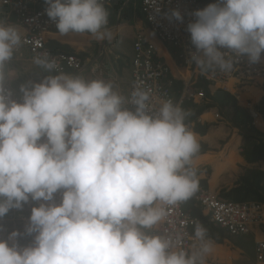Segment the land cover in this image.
<instances>
[{"label":"clouds","instance_id":"9594fccd","mask_svg":"<svg viewBox=\"0 0 264 264\" xmlns=\"http://www.w3.org/2000/svg\"><path fill=\"white\" fill-rule=\"evenodd\" d=\"M44 3L57 29L49 32L113 39L106 10L111 0L105 6L102 0ZM139 5L143 14L140 0ZM0 8L26 33L12 11ZM172 15L183 21L178 11ZM193 15L196 19L187 25L195 48L193 62L184 60L171 43L159 41L144 21L158 42L170 46L181 67L204 71L202 84L218 88L204 75L215 68L230 71L232 55L247 57L252 64L261 60L264 0H216ZM25 33L21 36L17 27L0 23V264H204L212 247L202 225L194 231L200 246L191 253L152 230L164 220L167 206L195 201L199 189L195 158L201 145L193 125L185 122L183 107L209 101L206 91L192 81L174 89L175 80L154 45L138 36L134 44L140 39L144 46H153L155 61L167 69L163 84L170 83L172 100H162L158 111L150 114L148 92L137 89L128 100L134 84L133 47L126 101L111 83L64 74L82 69L80 56L52 51L46 40L53 54L76 56L80 68L56 73L55 61L46 54L33 60L21 43ZM20 47L50 75L22 85V101L13 91L17 102L5 94L3 69ZM185 85L202 91L204 97L180 102ZM127 103L135 106L134 111ZM251 113L256 112H250L253 125H258V116L264 122L260 112L255 120ZM12 209H22L23 214L4 217ZM21 217H29L28 224L18 230ZM21 234H27L31 244L19 241Z\"/></svg>","mask_w":264,"mask_h":264},{"label":"crops","instance_id":"0c3cea01","mask_svg":"<svg viewBox=\"0 0 264 264\" xmlns=\"http://www.w3.org/2000/svg\"><path fill=\"white\" fill-rule=\"evenodd\" d=\"M106 10L109 13L107 29L113 34L111 40H96L87 33L60 36L57 31H52L45 34L46 43L52 51L76 54L82 60V69L63 73L86 81L102 80L111 83L113 91L127 101L131 82L129 61L133 44L138 36L152 43L156 55L168 67L169 76L175 80L174 89L177 90L186 81H192L199 89L206 91L209 99L188 106V113L192 112L190 108L193 112L191 117L185 118V122L193 125V132L197 134L201 145V153L195 158L201 182L199 187L213 192L219 198L238 202L245 198L243 191L248 187L249 190L257 191L260 198L253 196L245 199L261 202L264 199V161H256L258 158H254L251 150L253 151L254 142L264 143V122L258 116V125H253L250 112L264 111V87L257 81L234 79L218 88L206 86L199 82L204 71L198 67H193L192 70L181 67L175 61L170 46L168 45V52L165 44L158 42L148 31L139 0H111ZM0 23L17 27L21 36L25 33L23 27L3 8H0ZM170 64L177 70L186 72L188 77H182L183 71L174 74ZM3 71L5 85L16 92L21 101L22 85L39 82L50 75L48 70L31 60L23 47L14 51L13 58L6 62ZM31 74L34 80L30 78ZM249 82L251 85L243 84ZM241 84L243 85L240 86ZM241 132L248 133L249 138L244 140ZM183 209L187 210L184 206ZM196 210H200L206 217L205 221H200L194 212L190 216L195 217L197 224L207 230L206 239L211 241L212 247L211 252L204 257V264H264V258L257 261L255 256V242L264 241V225L245 237H231L209 222V216L203 208L198 207ZM22 214V209H12L4 217ZM158 226L159 224L152 230L153 234ZM194 231L195 227L191 231L193 245L189 253L200 246V241L194 238Z\"/></svg>","mask_w":264,"mask_h":264},{"label":"built area","instance_id":"2783aa9c","mask_svg":"<svg viewBox=\"0 0 264 264\" xmlns=\"http://www.w3.org/2000/svg\"><path fill=\"white\" fill-rule=\"evenodd\" d=\"M140 2L146 23L158 40L171 43L184 60L191 61V54L195 48L191 44L187 25L194 22L196 18L193 14L197 10H202L209 4L216 3V0H140ZM102 3L105 6L106 0H102ZM0 6L12 11L17 20L24 25L26 33L22 37L21 43L28 48L33 60L37 56L46 54L50 60L55 61L56 66L53 71L56 73H61L66 68L74 70L80 68L81 63L76 56L63 53L53 54L45 45V33L57 29L55 22L46 15L47 5L44 0H0ZM174 11H178L183 17L182 22L174 18L172 15ZM142 42L138 39L133 46L132 76L134 84L128 100L131 99L133 91L137 89L148 92L149 101L147 103L151 106L150 114H152L158 111L162 100L171 99L168 91L170 83L163 84L167 69L155 61L153 46L147 44L145 47ZM231 58L234 62L230 71H221L219 68L210 69L204 75L205 80L217 83L219 86L225 85V82L230 79L257 81L264 86V54H262L261 60L255 64L249 63L247 57L236 58L232 55ZM4 88L6 95H10L11 99L20 102L16 93L6 86ZM203 97L202 91L196 92L189 85H185L180 102L185 99L193 101L194 98ZM155 99H159V101H155ZM127 106L134 111V105L127 103ZM251 114L255 120L257 114ZM194 197L197 206L203 208L208 214L209 222L230 236L243 237L264 225V204L262 203L226 200L202 187H199ZM59 200L60 194L58 193L56 202L59 203ZM30 205L34 206L33 202H30ZM182 206L183 202L174 206H167V215L159 223L158 229H155L154 233L165 238H171L174 243L179 244L180 247L189 252L193 245L191 231L196 227L198 220L186 214ZM28 218H19L17 225L21 228H17L18 230L26 229ZM9 243H18L21 247L27 246L21 242ZM255 254L257 261L263 260L264 241L255 242Z\"/></svg>","mask_w":264,"mask_h":264},{"label":"trees","instance_id":"16d2710c","mask_svg":"<svg viewBox=\"0 0 264 264\" xmlns=\"http://www.w3.org/2000/svg\"><path fill=\"white\" fill-rule=\"evenodd\" d=\"M188 106L187 105H185L184 107H183V110H184V112L186 113V117H191L192 116V112H193V109H191L190 108V110L192 111L191 113H188ZM189 110V111H190ZM260 113H261V115L263 116V118H264V111L263 110H261L260 111ZM185 117V118H186ZM241 136H242V138L245 140H247L248 138H249V134L248 133H244V132H241ZM256 142H254L253 143V145H254V147H253V151L251 150V152H252V155L253 156H255L254 158H258L256 161H260V160H263L264 161V143H261V144H255ZM199 153H201V151L199 152ZM198 153V154H199ZM259 175V174H258ZM201 182L199 181V184H200ZM251 186H253V185H251ZM250 186V187H251ZM243 193H244V195H245V198H247V197H253V196H255V197H257V198H260L259 196H258V192L257 191H255V190H249V188L247 187V188H245L244 189V191H243ZM254 197V198H255ZM245 198H242V199H238L240 202H245V201H251L252 199L251 198H249V199H245ZM263 201H264V199H262ZM261 200V202H259V201H255V202H259V203H262L263 201ZM183 206H184V208L186 207V209L187 210H189V212L187 211V210H185V209H183V210H185L184 212L186 213V214H189V215H191L190 213H193L194 212V214L195 215H197V217H199V219H200V221H202V222H204L205 221V219H206V217H204L202 214H201V211L200 210H196V209H198V206H197V204L195 203V201L193 200V198H191V199H189L188 201H185L184 203H183ZM188 212V213H187ZM24 240V241H23ZM19 241H22V242H24V243H28V244H31V242H30V240L28 239V235L27 234H24V235H20V237H19Z\"/></svg>","mask_w":264,"mask_h":264},{"label":"bare ground","instance_id":"6f19581e","mask_svg":"<svg viewBox=\"0 0 264 264\" xmlns=\"http://www.w3.org/2000/svg\"><path fill=\"white\" fill-rule=\"evenodd\" d=\"M170 67H171V70H172V72H173L174 74H178V73H180V71H183V70H180V69L177 70L176 68L173 67L172 64H170ZM182 77H183V78L188 77L187 73L183 71V75H182Z\"/></svg>","mask_w":264,"mask_h":264},{"label":"rangeland","instance_id":"374dc122","mask_svg":"<svg viewBox=\"0 0 264 264\" xmlns=\"http://www.w3.org/2000/svg\"><path fill=\"white\" fill-rule=\"evenodd\" d=\"M165 48H166V50H167L168 52H170V49L168 48V44H165ZM30 78L34 80V78H33V75H32V74H31ZM243 84H246V85H251V83H243ZM243 84H241L240 86H242ZM237 87H238V86H237Z\"/></svg>","mask_w":264,"mask_h":264}]
</instances>
